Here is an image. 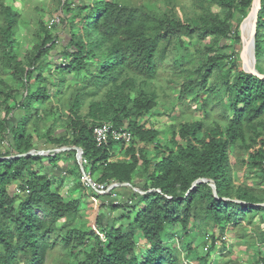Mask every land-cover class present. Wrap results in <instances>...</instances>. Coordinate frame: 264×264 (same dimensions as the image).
Wrapping results in <instances>:
<instances>
[{"label": "trees", "instance_id": "obj_1", "mask_svg": "<svg viewBox=\"0 0 264 264\" xmlns=\"http://www.w3.org/2000/svg\"><path fill=\"white\" fill-rule=\"evenodd\" d=\"M26 1L40 10L39 0ZM167 1L162 9L130 0H51L60 23L39 20L24 47L21 13L0 0V264H46L51 254L58 264H214L217 243L225 251V237L247 225L264 244V79L236 59L246 52L241 30L254 0H189L187 11ZM169 52L182 79L180 100L205 94V118L172 125L163 144L149 117ZM255 54L264 75V0ZM101 123L126 126L143 143L139 156L123 142L98 147L93 131ZM38 140L82 149L98 183L130 190L129 199L101 205L120 212L107 225L97 217L105 240L83 215L81 172L70 183L81 195L65 198L62 178L50 171L65 151L42 155ZM243 169L254 183L238 180ZM198 236L202 257L193 255Z\"/></svg>", "mask_w": 264, "mask_h": 264}, {"label": "rangeland", "instance_id": "obj_2", "mask_svg": "<svg viewBox=\"0 0 264 264\" xmlns=\"http://www.w3.org/2000/svg\"><path fill=\"white\" fill-rule=\"evenodd\" d=\"M7 5H10L13 7L14 10L18 11L22 15L21 24H20V30L17 34L18 41L20 42L21 46L26 47L27 42L30 39V31L33 28H37L39 25V20H41L44 23L49 24L52 18H54L60 11L55 8V6H52L51 0L49 1H43L39 0L41 2V8L37 12L35 11V5L27 3L26 0H5ZM131 3H143L148 6L151 5H159L160 8L166 9L167 8V0H130ZM177 4L179 6H185V11H187V7L189 6V0H176ZM213 9L215 11H219V8L216 6H213ZM59 11V12H57ZM59 28V27H58ZM57 28V29H58ZM232 28L236 29V23H232ZM60 30V29H59ZM244 25H242L241 34L243 36L244 34ZM240 33V32H239ZM208 41V40H207ZM244 41V40H243ZM250 38V43H251ZM195 43V41H193ZM247 43H244V47L246 49L245 54L239 53L236 56V59L241 63V67L245 69L246 71L251 70V60L248 53V47L246 45ZM251 45V44H250ZM193 51V48H191ZM241 49V48H240ZM160 61V60H159ZM175 64H174V56L172 53H168L166 56V60L161 65L160 75L157 80H155V83L153 85L154 89L153 91L157 93L158 95V104L154 108L153 112L151 113L149 117V124L152 127L157 128L158 130L163 132L162 135V142L163 144L167 142L168 136L170 137V128L172 125H178L182 121H188V120H197V119H204V113L201 109V103L202 99L204 98L205 94L201 96V98L195 100L193 97L194 95H189L185 99V102H182L179 97V82L182 81L181 78H179L175 73ZM70 79V82L75 83L77 81V78L69 75L68 77ZM219 110L215 109V111L212 113V116H217L219 114ZM57 129H62L61 126H56ZM170 140L168 141L169 144ZM38 148L40 151H51L52 149H56L54 146H49L48 144H44V141H41L39 143L36 142ZM151 150H153V146H150ZM0 149H3V147H0ZM45 153V152H44ZM51 153H54L52 151ZM42 155H44L42 153ZM63 157L65 159L64 163H68L69 166H66L67 169H70L72 172H74V175H71L68 177L69 174H62V181L63 187H62V193L65 196V198H76L81 195L80 190L73 191L74 187L70 185V183L76 181L79 179V172L82 174V170L80 168L79 161L71 152H64ZM62 157V158H63ZM67 160V162H66ZM77 160L78 165L75 163ZM44 165L49 167L48 161L46 160L44 162ZM58 166V165H57ZM64 164H62V169L55 170L64 172L65 170ZM90 167H87V170H89ZM238 180L240 181H249V183H254V175H250L245 172V170H240L237 173ZM258 183V182H257ZM261 188H264V181L258 183ZM85 188V187H84ZM82 190V189H81ZM86 188L84 189L85 192ZM82 192V191H81ZM260 194V193H259ZM106 195V194H103ZM111 195V194H110ZM120 195V194H119ZM84 203L82 206V212L85 216V220H87V224L89 227H97L96 219L97 217H100L102 221L105 223L108 222L112 223L117 215L120 214V212H114L110 207L101 206L102 198L98 199V201H95L94 199H87V196H84ZM92 198V197H91ZM111 199H114L111 197ZM108 199V202L111 200ZM119 199H122L120 196ZM107 199L104 200L106 202ZM125 201V200H124ZM103 202V201H102ZM127 223V221L125 222ZM258 223V222H257ZM253 228L254 225H247L245 229H241V226L237 227L234 232H230L226 237V250L221 251L219 248L221 246V243H217V252L214 257V264H262V262L259 260V256L264 257V244L258 243L257 240H255V235L253 234ZM261 229L264 230V224H261ZM244 230L245 231V238L240 237L239 231ZM191 239L188 238L185 240L184 244H180V248L185 251L186 246L190 243ZM195 251L193 252V255H199L204 256L205 255V246L203 243V239L201 236H198L197 240L194 243ZM220 250V251H219ZM57 257V255H49L47 259L46 264H58L54 260ZM188 264L187 261L184 262V264ZM191 264V263H190ZM192 264H204L199 263L198 260H193Z\"/></svg>", "mask_w": 264, "mask_h": 264}, {"label": "built area", "instance_id": "obj_3", "mask_svg": "<svg viewBox=\"0 0 264 264\" xmlns=\"http://www.w3.org/2000/svg\"><path fill=\"white\" fill-rule=\"evenodd\" d=\"M60 23V17L57 14L52 20L50 21V25H55ZM94 139L97 143L98 147L101 146H107L110 141H117V142H123L126 144V146H133L136 149V155L139 156V148L143 145V143H140L132 134L130 130L126 128V126L122 127H116L112 123H101L100 125L96 126L93 131ZM153 149H154V145ZM52 151H45L43 154L45 156H48L51 154ZM76 157L79 161L80 168L82 170V176H81V182L82 185L87 189H93L98 191L100 194H111V197L116 199L119 197L118 193L116 191H113V188L111 189V186H108L107 183H98L95 178L93 177L92 173L89 170H86L84 168L85 165H88V161L83 157V151L80 150ZM121 158V157H119ZM136 190H139L136 188ZM117 203V202H116ZM97 234L101 236L102 239L105 240V236L103 233H101L97 227H94ZM187 264V263H186ZM189 264V263H188Z\"/></svg>", "mask_w": 264, "mask_h": 264}, {"label": "water", "instance_id": "obj_4", "mask_svg": "<svg viewBox=\"0 0 264 264\" xmlns=\"http://www.w3.org/2000/svg\"><path fill=\"white\" fill-rule=\"evenodd\" d=\"M260 9H261V0H254L251 11L243 22L244 29H245L244 34H243V40H244V43H247L246 45L248 47V53H249L250 60H251V71H252V73L257 77L264 79V75L261 74L257 69V58H256V54H255L257 21H258V13H259ZM247 24H249L248 27H247ZM250 38L252 40L251 43H250ZM73 149L76 150L77 153L80 150H82L78 147H63V148L54 149V150H55V152H62V151H70ZM34 153H35L34 151H31L28 154H34ZM200 181L201 180H197L194 183V186H196ZM123 185H128V184H123ZM116 186H118V185H112L111 189L115 188ZM213 188H214V194L217 195L216 187L213 186ZM262 206H264V204H262Z\"/></svg>", "mask_w": 264, "mask_h": 264}, {"label": "crops", "instance_id": "obj_5", "mask_svg": "<svg viewBox=\"0 0 264 264\" xmlns=\"http://www.w3.org/2000/svg\"><path fill=\"white\" fill-rule=\"evenodd\" d=\"M43 152H45V151L42 150L40 153L42 154ZM64 162H65V159L63 157L62 160L58 163V166H54L52 169L50 167V171H52V174H53L54 177L62 178V174H65V171H67V167L66 166H69V164L68 163H64ZM66 162H67V160H66ZM62 164H64V168L63 169L65 171L64 172H62V171H60V172L57 171L56 172L55 170H59V169L61 170L62 169ZM116 192L118 193V195L120 194L119 197H117L116 199H111V195L110 194H106V195L101 194V196L98 198L96 196V193L93 192V190L87 189V188L85 190V193L87 194V199L88 200L94 199L95 201H98V199L102 198L103 202L101 201V203H100L101 205L104 203L105 199H107L106 203H108V199H111L109 202H112V201L119 200L120 196L122 197V200H127V199H129L131 197V192H130L129 189H119ZM101 222H102L103 225H107L108 224V222L105 223L104 221H102V219H101Z\"/></svg>", "mask_w": 264, "mask_h": 264}, {"label": "bare ground", "instance_id": "obj_6", "mask_svg": "<svg viewBox=\"0 0 264 264\" xmlns=\"http://www.w3.org/2000/svg\"><path fill=\"white\" fill-rule=\"evenodd\" d=\"M249 25V24H248Z\"/></svg>", "mask_w": 264, "mask_h": 264}]
</instances>
